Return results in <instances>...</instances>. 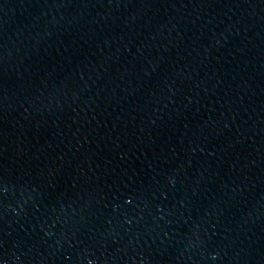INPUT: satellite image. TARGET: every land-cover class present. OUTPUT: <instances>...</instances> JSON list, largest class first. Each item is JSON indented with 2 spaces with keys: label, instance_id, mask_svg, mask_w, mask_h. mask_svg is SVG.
I'll use <instances>...</instances> for the list:
<instances>
[{
  "label": "water",
  "instance_id": "1",
  "mask_svg": "<svg viewBox=\"0 0 264 264\" xmlns=\"http://www.w3.org/2000/svg\"><path fill=\"white\" fill-rule=\"evenodd\" d=\"M0 264H264V0H0Z\"/></svg>",
  "mask_w": 264,
  "mask_h": 264
}]
</instances>
